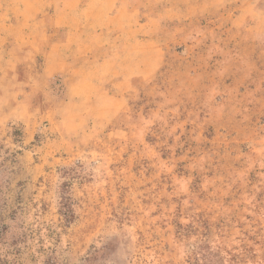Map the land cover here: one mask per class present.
Segmentation results:
<instances>
[{
    "label": "rangeland",
    "instance_id": "374dc122",
    "mask_svg": "<svg viewBox=\"0 0 264 264\" xmlns=\"http://www.w3.org/2000/svg\"><path fill=\"white\" fill-rule=\"evenodd\" d=\"M237 5L163 19L161 66L109 114L107 95L65 106L71 79L43 80L41 56L0 63L29 104L0 108L1 258L264 264V29Z\"/></svg>",
    "mask_w": 264,
    "mask_h": 264
},
{
    "label": "crops",
    "instance_id": "0c3cea01",
    "mask_svg": "<svg viewBox=\"0 0 264 264\" xmlns=\"http://www.w3.org/2000/svg\"><path fill=\"white\" fill-rule=\"evenodd\" d=\"M161 2L170 0H0V63H32L41 56L43 80L71 79L65 106L90 109L96 95H107L103 111L109 114L123 106L134 80H150L161 66L160 22L172 12L178 17L236 2L232 23L264 29V0H178L154 11ZM17 66L7 67L9 82L0 80V108L12 101V111L26 112L29 104L15 89Z\"/></svg>",
    "mask_w": 264,
    "mask_h": 264
},
{
    "label": "trees",
    "instance_id": "16d2710c",
    "mask_svg": "<svg viewBox=\"0 0 264 264\" xmlns=\"http://www.w3.org/2000/svg\"><path fill=\"white\" fill-rule=\"evenodd\" d=\"M0 239H1V235H0ZM0 264H19L18 262L14 261V260H6L4 258L0 257Z\"/></svg>",
    "mask_w": 264,
    "mask_h": 264
}]
</instances>
